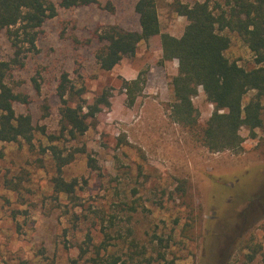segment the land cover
Segmentation results:
<instances>
[{
	"label": "rangeland",
	"instance_id": "rangeland-1",
	"mask_svg": "<svg viewBox=\"0 0 264 264\" xmlns=\"http://www.w3.org/2000/svg\"><path fill=\"white\" fill-rule=\"evenodd\" d=\"M135 2L58 8L33 47L20 42V33L15 48L0 31L6 83L26 99L14 104L15 114L29 115L34 129L29 145L0 142V264H264L262 133L251 139L241 129L240 150L212 153L174 122L170 82L177 64L162 62L158 39L141 41L109 72L95 61L105 27L139 32ZM176 2L186 0H155L161 32L179 38L187 23L174 12ZM222 34L230 40L228 61L254 69L241 39ZM64 76L72 87L73 98H63L69 107L103 91L110 96L109 107L74 138L61 124ZM138 76L136 86L123 89ZM192 103L202 129L213 106L200 88ZM261 104L264 116V96ZM51 148L73 156L60 174L77 182L70 195L54 189ZM254 248L259 252L249 261Z\"/></svg>",
	"mask_w": 264,
	"mask_h": 264
},
{
	"label": "trees",
	"instance_id": "trees-1",
	"mask_svg": "<svg viewBox=\"0 0 264 264\" xmlns=\"http://www.w3.org/2000/svg\"><path fill=\"white\" fill-rule=\"evenodd\" d=\"M98 0H0V31H6L13 47L20 42L33 47L38 30L46 20L56 16L57 9L88 7ZM134 12L138 17V31H126L115 26L105 27L97 39L102 47L95 53L101 71L109 72L123 58L135 55L141 41L158 39L162 62L175 61L177 73L171 79V118L191 131L199 142L212 153L241 149V129L248 131L251 139L259 130L264 138V116L261 98L264 96V0H217L210 7L208 0L176 2L174 12L186 20L182 35L175 38L160 30L155 0H136ZM14 29V30H13ZM235 33L253 54L255 68L245 70L229 62L224 53L230 40L223 31ZM10 70L7 62H0V142H32L33 125L29 115H16L15 103H26L25 98L13 93L6 83ZM125 82L123 89L130 91L139 81ZM69 81L64 77L58 86L62 99L60 111L63 132L74 138L83 135L90 122L103 109L109 107V94L103 91L91 101L80 99L75 107L67 105L73 98ZM201 89L213 112L204 128L197 126L198 112L192 99ZM254 95L243 105L247 93ZM129 105L134 95L127 96ZM57 162L54 189L58 193L72 194L76 180L65 182L60 177L64 166L73 156L62 157L51 148ZM184 192V187H180ZM179 189V190H180ZM254 248L249 261L258 253Z\"/></svg>",
	"mask_w": 264,
	"mask_h": 264
}]
</instances>
